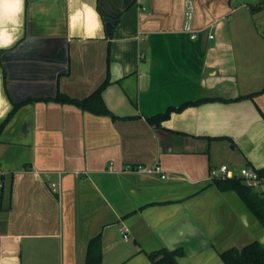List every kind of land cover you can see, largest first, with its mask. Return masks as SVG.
<instances>
[{"label":"crops","instance_id":"1","mask_svg":"<svg viewBox=\"0 0 264 264\" xmlns=\"http://www.w3.org/2000/svg\"><path fill=\"white\" fill-rule=\"evenodd\" d=\"M106 81L109 113L54 99ZM2 123L0 264H83L98 234L102 264L264 246L214 182L264 169V0H0Z\"/></svg>","mask_w":264,"mask_h":264},{"label":"trees","instance_id":"2","mask_svg":"<svg viewBox=\"0 0 264 264\" xmlns=\"http://www.w3.org/2000/svg\"><path fill=\"white\" fill-rule=\"evenodd\" d=\"M106 81L102 86L95 90L91 95L84 99H72L62 94L57 95L54 99L60 101H70L98 113H109L110 110L103 104L101 100V92ZM22 104L15 103L14 111ZM170 111L150 117V122L156 126H160L163 120L169 116ZM4 123L0 124V133ZM260 176L264 178V169H257ZM215 184L221 190L232 189L239 193L246 205L252 210L259 221L264 226V191L256 190L254 186L248 185L240 176H220L214 179ZM101 235L92 237L88 243L87 256L83 264H102V245ZM153 264H180L177 256L179 250L168 249L166 247L150 251L147 253ZM221 258L226 264H264V246L255 240L243 247H231L220 253Z\"/></svg>","mask_w":264,"mask_h":264},{"label":"built area","instance_id":"3","mask_svg":"<svg viewBox=\"0 0 264 264\" xmlns=\"http://www.w3.org/2000/svg\"><path fill=\"white\" fill-rule=\"evenodd\" d=\"M196 34L193 33L192 37H195ZM149 170H156L159 172H162V168L159 164H156L154 166L148 167ZM222 172L224 177L228 176V177H233V176H240L243 178V180L251 186L257 187L261 184V182L263 181V177L260 176L259 172L257 171V169L252 168V167H248V166H244L240 169L239 173H234L231 172V170L229 169V167L227 165H222L218 170L217 173ZM162 177H165L166 174L165 173H161ZM53 187L54 189H56L57 184L53 183ZM125 237H127V233L124 234Z\"/></svg>","mask_w":264,"mask_h":264},{"label":"rangeland","instance_id":"4","mask_svg":"<svg viewBox=\"0 0 264 264\" xmlns=\"http://www.w3.org/2000/svg\"><path fill=\"white\" fill-rule=\"evenodd\" d=\"M240 172V169H239V171H238V173ZM256 188V190H259L261 187L259 186H257V187H255ZM260 191V190H259Z\"/></svg>","mask_w":264,"mask_h":264},{"label":"water","instance_id":"5","mask_svg":"<svg viewBox=\"0 0 264 264\" xmlns=\"http://www.w3.org/2000/svg\"><path fill=\"white\" fill-rule=\"evenodd\" d=\"M232 147H233V145H232Z\"/></svg>","mask_w":264,"mask_h":264}]
</instances>
